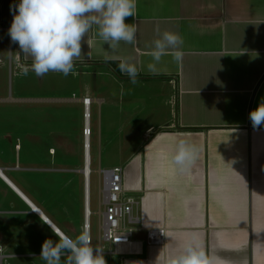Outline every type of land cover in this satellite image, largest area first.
<instances>
[{"label":"crops","instance_id":"0c3cea01","mask_svg":"<svg viewBox=\"0 0 264 264\" xmlns=\"http://www.w3.org/2000/svg\"><path fill=\"white\" fill-rule=\"evenodd\" d=\"M18 3L0 0V38L8 36L10 47V6ZM125 23L136 24V43L121 42L116 51L103 44L95 27L87 33L74 74L96 73L98 84L86 81L81 97L59 100L82 103L85 112L84 98L92 99L91 148V107L98 105L99 164L106 149L115 153L119 162L111 167L123 166L126 189L140 198L133 239L143 241L142 253H118L112 244L102 247L99 235L94 238L91 176L87 185L84 169L63 165L73 159L62 160L50 145L44 156L33 158L39 165L34 167L17 142L16 163L0 166L6 187L0 214H7L1 264L10 259L45 264L42 244L56 240L55 229L74 238L86 223L92 245L108 257L106 264H167L193 238L211 264H264V125L254 128L249 119L264 102V0H137L136 16ZM157 27L183 37L184 56L180 63L164 56L153 75L147 53L158 38ZM10 47V75L11 63H18L15 74L21 77L31 57L20 54L18 44L12 56ZM129 57L140 69L136 85L117 67ZM181 139L200 149L183 172L172 159ZM83 151L85 163L84 145ZM6 169L23 176H8ZM71 172L78 175L69 177ZM78 176L82 182L75 188ZM150 228L166 230L163 244L145 242Z\"/></svg>","mask_w":264,"mask_h":264},{"label":"clouds","instance_id":"9594fccd","mask_svg":"<svg viewBox=\"0 0 264 264\" xmlns=\"http://www.w3.org/2000/svg\"><path fill=\"white\" fill-rule=\"evenodd\" d=\"M10 11L13 13L8 29L11 42L18 44L20 54L31 57L32 61L22 69L23 76L29 71L40 78L50 72L65 77L73 73L76 61L82 56V41L93 27L98 38L112 51L118 50L121 42L133 46L136 43L137 26L126 24L125 19L136 16L137 0H19L10 6ZM155 31L158 38L147 53L153 63L147 69L158 75L157 65L164 56L170 55L176 63L183 60L184 40L178 32H161L159 27ZM117 67L131 84L139 82L140 69L132 58L121 59ZM249 119L254 128L264 125V102L249 113ZM199 151L196 144L181 139L173 163L179 171H187L198 159ZM54 234L56 240L46 239L42 244L40 258L45 264H106L104 249L92 245L87 229L74 238L59 228ZM167 264H211V261L193 238L179 254L169 257Z\"/></svg>","mask_w":264,"mask_h":264},{"label":"rangeland","instance_id":"374dc122","mask_svg":"<svg viewBox=\"0 0 264 264\" xmlns=\"http://www.w3.org/2000/svg\"><path fill=\"white\" fill-rule=\"evenodd\" d=\"M6 36L0 38V166L13 165L16 163L17 155L20 151L16 150V143L20 142L23 146L21 155L33 160L31 165L39 166L35 163V157L44 156L50 145H55L59 150V157L62 160L73 159V164H63L68 167H76L81 171L85 170L84 162V106L82 103L67 102L59 99L73 98V94L81 97L84 92L85 82L90 81L98 84L100 79L97 74H82V70L78 74L70 73L67 77L59 73L50 72L43 78L37 77L34 72L29 71L27 76H17L20 65L12 64L10 75V59L9 47L10 41ZM12 56L15 55V47L11 46ZM15 62V57H13ZM23 68V67H21ZM94 84V85H95ZM117 90V89H116ZM115 91V89H113ZM99 94L98 91L94 95ZM14 98L42 99L44 101H13ZM5 99V100H3ZM58 99V100H55ZM92 203L91 209L94 213L91 216L94 238L98 236L100 209L98 190L100 176L97 172L102 165L103 168H110L119 159L118 156L106 149V153L102 155V164L98 160V105H92ZM69 144V148H64ZM65 154L61 152L62 148ZM108 151V152H107ZM69 152V154H67ZM67 154V155H66ZM119 162V161H117ZM22 165L23 162L21 163ZM117 164V163H116ZM62 166L61 164H59ZM122 166V165H116ZM77 169V170H78ZM8 176L14 171L5 170ZM20 173L23 176V172ZM78 175L71 172L68 176ZM82 179L76 177L73 186L77 188ZM6 190L5 185L0 181V209L4 208V195L2 192ZM7 214H0V243L6 240V233L2 228V224L6 223ZM105 260L108 257L104 256ZM19 259L6 260L4 264H19Z\"/></svg>","mask_w":264,"mask_h":264},{"label":"built area","instance_id":"2783aa9c","mask_svg":"<svg viewBox=\"0 0 264 264\" xmlns=\"http://www.w3.org/2000/svg\"><path fill=\"white\" fill-rule=\"evenodd\" d=\"M92 99L84 98V148H85V168H90V173L85 177L87 180L91 174V155H90V104ZM100 176L99 185V206L97 212L99 215L98 235L103 242L114 245V251L118 253H142L143 241L133 239V232L137 230L140 224V216L137 208L140 203L139 196L132 195L125 187L123 166H114L110 168L99 167ZM92 212L87 209V216ZM89 223H86V229L89 231ZM166 239V230L164 228H150L147 230L145 242L148 245L163 244ZM0 264L5 256L3 248L0 246Z\"/></svg>","mask_w":264,"mask_h":264},{"label":"bare ground","instance_id":"6f19581e","mask_svg":"<svg viewBox=\"0 0 264 264\" xmlns=\"http://www.w3.org/2000/svg\"><path fill=\"white\" fill-rule=\"evenodd\" d=\"M88 166H90V165L88 164L84 170L85 172H87V175H89V173H90V168ZM0 174H1V169H0Z\"/></svg>","mask_w":264,"mask_h":264}]
</instances>
